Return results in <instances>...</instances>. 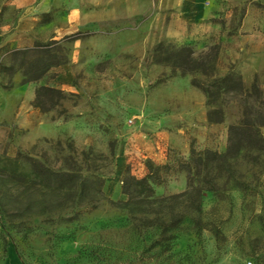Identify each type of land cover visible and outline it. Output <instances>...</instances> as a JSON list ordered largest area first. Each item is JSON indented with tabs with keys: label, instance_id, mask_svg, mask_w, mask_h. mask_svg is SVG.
I'll list each match as a JSON object with an SVG mask.
<instances>
[{
	"label": "rangeland",
	"instance_id": "374dc122",
	"mask_svg": "<svg viewBox=\"0 0 264 264\" xmlns=\"http://www.w3.org/2000/svg\"><path fill=\"white\" fill-rule=\"evenodd\" d=\"M50 42L63 63L41 81L0 69V167L32 158L90 188L2 189L0 264H264V155L255 150L231 162L233 176L217 179L198 213L182 198L154 202L151 213L115 205L127 200L124 177L145 175L150 141L166 155L188 157L191 145L226 151L244 98L234 91L208 104L193 78L234 72L247 87L257 79L264 102V0H0V65L18 69L13 50ZM160 45L193 47L212 75H171L155 59ZM42 85L66 95L47 113L33 105ZM249 106L264 112L253 98ZM216 107L221 124L207 119ZM186 188L176 174L155 197Z\"/></svg>",
	"mask_w": 264,
	"mask_h": 264
},
{
	"label": "trees",
	"instance_id": "16d2710c",
	"mask_svg": "<svg viewBox=\"0 0 264 264\" xmlns=\"http://www.w3.org/2000/svg\"><path fill=\"white\" fill-rule=\"evenodd\" d=\"M52 44L53 42H50L37 44L34 48L13 50L11 56L20 59L18 69H15L14 65L7 66L5 64H1L0 69L5 73H14L20 70L24 84L39 82L63 63L58 56L52 54L50 49ZM155 59L159 63L169 65L173 76L198 73L207 77L212 75L208 60L201 55H196L193 47L189 45L179 48H163L160 45L156 49ZM192 85L205 94L208 104L215 103L220 95L234 91H238L244 98L245 114L238 123L228 127L226 151L221 153L212 149L197 150L191 145L188 157L177 151H170L166 155L165 162L145 160L146 172L142 178L130 173L124 177L121 190L127 195V200L115 202L118 207L137 213H151L154 202L182 198V202H186L190 210L198 213L201 210L203 194L206 191L217 189V179L233 176L234 170L231 166L233 160L238 159L243 152L249 150H255L264 155V137L261 132V127H264V112L259 108L249 106L250 99L253 98L264 107L257 79L250 87H247L239 74L229 72L222 78H214L208 84L193 78ZM65 96V93L60 89L42 85L36 89L33 105L41 112L47 113L55 109ZM207 119L211 124L223 123V110L220 107L209 110ZM181 173L185 174L187 178L185 191L169 198L155 197L156 186L166 184L173 175ZM8 185L21 186L26 190L46 189L51 191L79 188L82 192H86L90 188V182L79 174L72 171H55L32 158L28 160L27 166L21 164L17 158L5 159L4 164L0 167V193ZM169 213L171 216L177 213L174 205L170 206ZM197 223L199 225L200 221L197 220Z\"/></svg>",
	"mask_w": 264,
	"mask_h": 264
},
{
	"label": "crops",
	"instance_id": "0c3cea01",
	"mask_svg": "<svg viewBox=\"0 0 264 264\" xmlns=\"http://www.w3.org/2000/svg\"><path fill=\"white\" fill-rule=\"evenodd\" d=\"M187 2L189 4H192V5H195V6H198L202 0H187ZM161 145H163L165 147V145H168L169 143H171V139L170 140H164V136L163 137H158V141ZM146 149L147 150V155L146 157H151V159H153L154 161H164L166 159V153L163 154V151L160 150L158 152H156V144L154 141H150L149 144H146ZM158 147V146H157ZM157 160H156V158ZM161 159V160H159ZM143 170H145V165H143Z\"/></svg>",
	"mask_w": 264,
	"mask_h": 264
}]
</instances>
